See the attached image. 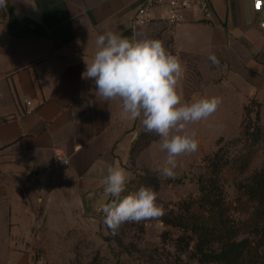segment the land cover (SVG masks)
<instances>
[{"label":"crops","instance_id":"1","mask_svg":"<svg viewBox=\"0 0 264 264\" xmlns=\"http://www.w3.org/2000/svg\"><path fill=\"white\" fill-rule=\"evenodd\" d=\"M141 1L7 0L0 8V174L10 176L0 199V235L29 229L25 220L32 209L25 206L34 200L46 211L73 203L93 217L107 201V169L128 156V134L138 119L122 118L121 101L105 102L82 74L99 35L111 31L146 39L149 25H132ZM208 1L209 19L187 10L182 22L171 26L161 20L164 8L155 7L150 15L171 28L184 77L188 65L181 53L205 60L208 72L223 74L225 81L232 75L249 95L264 96V28L259 27L264 4L256 11L252 0ZM9 238L3 250H13Z\"/></svg>","mask_w":264,"mask_h":264},{"label":"rangeland","instance_id":"2","mask_svg":"<svg viewBox=\"0 0 264 264\" xmlns=\"http://www.w3.org/2000/svg\"><path fill=\"white\" fill-rule=\"evenodd\" d=\"M170 32L169 29L168 33L161 32L150 38L165 41ZM188 59V72L181 85L183 100L219 96L222 103L207 119L186 126V133L196 132L199 147L198 151L177 158L174 179L157 171L163 166L167 153L160 148L161 137L152 139L156 133L144 131L138 119L128 134L131 139L128 156L120 160V166L128 173L126 191L122 195L138 190L141 185L152 187L158 193L157 202L165 210L175 208L180 201L198 195L196 175L202 169L203 158L222 146L230 158L221 173L224 192L226 199L236 206L239 192L235 184L264 167V135L254 145L242 135L246 123L244 107L252 99L261 103L260 124L264 130V96L249 95L245 85L241 86L232 75L225 81L223 74L214 75L212 70L209 73L203 59L199 62L194 57ZM250 115L253 117L254 111ZM9 179L7 173L0 174V199L7 194ZM111 199L108 196L105 204ZM103 206L93 217L77 210L73 203L62 204L57 211H46L36 200L29 206L26 203L25 207L32 209L29 220H25L29 229L9 236L13 250L0 247V264H35L37 261L43 264H180L179 258L186 259L175 247L178 229L165 225L159 218L126 222L113 235L103 222ZM9 237L0 235V246L10 243Z\"/></svg>","mask_w":264,"mask_h":264},{"label":"clouds","instance_id":"3","mask_svg":"<svg viewBox=\"0 0 264 264\" xmlns=\"http://www.w3.org/2000/svg\"><path fill=\"white\" fill-rule=\"evenodd\" d=\"M5 7L7 0H0V8ZM96 47L82 75L94 82L96 93L105 102L121 101L122 118L140 119L144 131L161 137L160 148L167 156L157 171L174 179L177 158L194 153L199 147L196 132L186 133V126L210 117L222 103V97L194 96L190 102L184 101L180 90L184 66L160 39L129 38L109 31L97 37ZM208 59L220 66L215 54ZM103 183L105 195L112 198L102 208L103 222L113 235L126 222L139 223L165 215L152 187L141 185L122 195L128 183L124 167H108Z\"/></svg>","mask_w":264,"mask_h":264},{"label":"trees","instance_id":"4","mask_svg":"<svg viewBox=\"0 0 264 264\" xmlns=\"http://www.w3.org/2000/svg\"><path fill=\"white\" fill-rule=\"evenodd\" d=\"M166 29L171 30L160 20H154L148 26L146 38L157 36ZM163 43L175 54L171 34ZM180 56L186 63L190 57L186 53ZM244 109L246 123L242 135L254 145L264 135L260 124L261 103L252 99ZM157 138L155 134L152 139ZM203 161L202 169L196 175L198 195L165 210V215L160 218L165 225L179 230L175 247L186 256L185 260L179 258V263L264 264V167L235 184L239 198L233 206L226 199L221 175L230 163L229 156L219 146Z\"/></svg>","mask_w":264,"mask_h":264},{"label":"built area","instance_id":"5","mask_svg":"<svg viewBox=\"0 0 264 264\" xmlns=\"http://www.w3.org/2000/svg\"><path fill=\"white\" fill-rule=\"evenodd\" d=\"M264 0H252L253 9L259 11ZM155 7H162L165 9V16L163 20L168 25H176L182 22L183 13L187 10H196L201 13L204 19H209L212 15V8L208 0H142L135 9L132 16V25L135 28L148 26L154 19L150 13ZM259 27L264 28V20L259 21ZM25 105H30L31 100L25 99ZM27 112L29 109L26 110ZM63 163L68 160L62 159ZM35 264H43L37 261Z\"/></svg>","mask_w":264,"mask_h":264},{"label":"water","instance_id":"6","mask_svg":"<svg viewBox=\"0 0 264 264\" xmlns=\"http://www.w3.org/2000/svg\"><path fill=\"white\" fill-rule=\"evenodd\" d=\"M95 216H97V215H95Z\"/></svg>","mask_w":264,"mask_h":264}]
</instances>
